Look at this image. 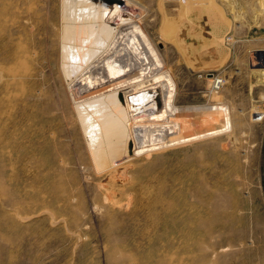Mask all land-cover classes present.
Returning <instances> with one entry per match:
<instances>
[{"label":"rangeland","instance_id":"374dc122","mask_svg":"<svg viewBox=\"0 0 264 264\" xmlns=\"http://www.w3.org/2000/svg\"><path fill=\"white\" fill-rule=\"evenodd\" d=\"M165 1L0 0V264H264V0Z\"/></svg>","mask_w":264,"mask_h":264},{"label":"bare ground","instance_id":"6f19581e","mask_svg":"<svg viewBox=\"0 0 264 264\" xmlns=\"http://www.w3.org/2000/svg\"><path fill=\"white\" fill-rule=\"evenodd\" d=\"M169 1V0H168ZM178 1V0H177ZM176 1V2H177ZM184 1H186V0H184ZM165 2H167V1H165ZM181 2H182V0H181ZM181 2H178L179 3V5L181 4ZM175 4V3H174ZM173 4V5H174ZM172 4L170 3V4H168V2H167V4L166 3H164V5H163V7L165 8L164 9V11H165V23L166 24H168V32H169V36H170V38H171V40L173 41V42H175V43H177L178 44V42L180 41L179 40V37H178V33L180 34V33H184V32H181L182 30H181V27L183 28V31L185 30V31H187V32H190L189 31V29H188V25H185V26H180L179 28H176V26H177V23H176V21L172 18V14L174 15H177V17L179 16V18L178 19H182V18H191V16H192V14H191V12H190V8H188L189 10H188V12H185V16H181V12H182V7H179V5H177L178 6V8H177V6L175 5V10H174V12H173V9H172V12H171V8H170V6H171ZM192 5V4H191ZM177 8V9H176ZM181 8V9H180ZM192 9H193V11L196 13V11H195V8L192 6ZM176 12V13H175ZM175 17V16H174ZM180 22V24H178V25H181L182 23H181V21L179 20L178 21V23ZM138 36V34L136 33L135 35L134 34H130V33H127V34H124V36H123V40H122V42L124 43V48H125V50H126V52L128 53V54H130V56L131 57H133V59H140L141 58V60H140V62H141V64L140 65H142V69H143V67H144V63L145 62H143V60H142V55H143V51H142V49L140 48V47H138L137 46V48H138V50L139 51H141V55H140V53H139V55L137 56V54H136V46L135 45H137V37ZM190 36V35H189ZM169 38V39H170ZM144 39V38H143ZM145 40V39H144ZM145 42H148L147 40H145ZM135 44V45H134ZM153 48V47H152ZM258 50V49H257ZM257 50H255V52H253V56H254V58H255V56L257 55V58L256 59H254L255 61H254V64H257V66H261L262 68H263V66L262 65H260L259 63H260V55H259V51H257ZM155 51V50H154ZM158 51V50H157ZM145 58V57H144ZM154 58V57H153ZM159 57L157 56V58H154V61H155V64H157V63H159L158 62V59ZM190 59V58H189ZM196 59V58H195ZM194 60V59H193ZM161 62V61H160ZM193 63L195 64V65H197L196 67H199L200 66V64L198 65L197 64V62L195 63L194 61H193ZM149 68V67H148ZM153 70H155V66H153ZM257 70H261V68L259 67ZM263 70V69H262ZM154 73H156V72H153V73H151V72H148L147 73V75H149V77H150V79H152L153 77H154ZM153 74V75H152ZM146 75V74H145ZM148 77V78H149ZM212 105V104H211ZM214 109V108H213ZM224 114H225V111H223V116H224ZM222 116V117H223Z\"/></svg>","mask_w":264,"mask_h":264},{"label":"built area","instance_id":"2783aa9c","mask_svg":"<svg viewBox=\"0 0 264 264\" xmlns=\"http://www.w3.org/2000/svg\"><path fill=\"white\" fill-rule=\"evenodd\" d=\"M259 55H260V65L263 66L264 68V47L262 49L259 50ZM263 74H264V69H263ZM223 84V79L221 76L219 75H211V83H210V87H209V91L212 93H216L217 91H219L221 89V86ZM262 116H256L255 118L258 120L260 119Z\"/></svg>","mask_w":264,"mask_h":264}]
</instances>
